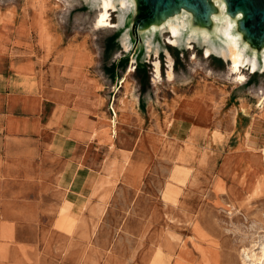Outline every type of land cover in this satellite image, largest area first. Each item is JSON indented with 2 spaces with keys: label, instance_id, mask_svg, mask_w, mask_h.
I'll use <instances>...</instances> for the list:
<instances>
[{
  "label": "rangeland",
  "instance_id": "1",
  "mask_svg": "<svg viewBox=\"0 0 264 264\" xmlns=\"http://www.w3.org/2000/svg\"><path fill=\"white\" fill-rule=\"evenodd\" d=\"M212 1L210 24L198 25L185 9L170 18L184 17L186 33H206L214 43L229 18L247 45L236 30L239 15L226 13L225 0ZM135 5L120 27L95 28L98 10L86 0H0V40L5 22L24 14L48 55L66 44L93 52L86 71L99 77L103 99L91 115L100 121L91 138L105 143L88 145L99 153V178L83 197L69 151L25 137L0 139V264H247V254H261L264 187L250 190L255 169L248 163L264 147V73L244 69L246 78L237 80L227 62L205 56L197 42L190 49L165 43L163 22L145 25L135 39ZM147 38L170 52L172 78L161 53L162 79L155 80ZM202 90L214 92L216 103ZM191 94L179 106L203 128L193 124L194 137L172 142V111ZM239 102L244 116L232 130ZM111 160L121 165L104 175Z\"/></svg>",
  "mask_w": 264,
  "mask_h": 264
},
{
  "label": "crops",
  "instance_id": "2",
  "mask_svg": "<svg viewBox=\"0 0 264 264\" xmlns=\"http://www.w3.org/2000/svg\"><path fill=\"white\" fill-rule=\"evenodd\" d=\"M24 18V14L14 18L13 25L5 22L3 37L0 40V139L25 137L36 143L38 141L55 146L60 152L69 151L79 164L76 173L81 179L78 187L81 191L78 194L88 197L99 178L95 174L99 153L96 147L92 149L88 145L105 144L91 138L93 131L100 124V121L91 115L100 110L103 99L99 77L94 73L89 75L86 71L93 58V52L81 45L66 44L48 55L45 53L46 46L38 42L35 30ZM40 48L39 55L35 56V52ZM46 54L47 64L43 63L45 60L42 59ZM64 56L65 62L62 61ZM157 60L161 80V63L159 58ZM43 66L44 69L41 68ZM168 68L167 63L166 77L169 79ZM39 69L46 72L44 76L39 75ZM129 69L134 71L135 66L132 64ZM171 72L174 75L172 66ZM202 91L212 95L216 103L214 92ZM193 95L182 100L172 111V142L179 141L181 137H184V140L194 137L191 133L194 119L186 109L179 106L189 101L188 98ZM215 103L210 107L212 115ZM234 106L236 111H232V130L244 116L240 102ZM263 107L264 105L261 106L262 109ZM252 123L253 119L245 127L246 136L251 132ZM183 127L186 128L185 131ZM216 141L220 143L221 139ZM120 165V162L114 160L105 163L104 175L113 176ZM89 179H92V185L86 190L84 182Z\"/></svg>",
  "mask_w": 264,
  "mask_h": 264
},
{
  "label": "bare ground",
  "instance_id": "3",
  "mask_svg": "<svg viewBox=\"0 0 264 264\" xmlns=\"http://www.w3.org/2000/svg\"><path fill=\"white\" fill-rule=\"evenodd\" d=\"M89 3H93L95 9L98 10L97 17L94 21V27L99 28L101 26H110L112 28L120 27L122 25L125 15L131 10L133 6V0H86ZM210 6V15L214 13L213 2H209ZM178 10L173 11L172 13H177ZM112 12H116L117 20L114 22L111 21ZM237 15H241V12H237ZM171 14H163L160 17L155 18V23L163 22L161 32L167 33L164 34L163 39L165 43L171 46H180L185 47L186 49L194 48L195 42L201 45V49L205 56H210L214 53H217L225 62L228 63L231 73H235V78L237 80L243 81L246 78V73L243 69H247L250 72H263L264 71V40L262 42V49L258 55L256 51L247 53L246 44H240L238 34L232 32L233 23L229 18H222L219 26V43H214L209 40L206 33H202L201 37L198 38L193 32L186 33L187 21L184 17H176L174 19L170 18ZM126 36V35H125ZM126 38V37H125ZM247 40L252 42V40L247 37ZM122 46L124 50L128 49L129 44L125 39L122 40ZM146 56L150 59L153 55L152 64L154 66L153 72L155 80L161 78L159 72V55L164 53L167 58L168 68V77L172 78L173 74L171 72L172 66V56L170 52L165 47H160L159 44H156L150 41L149 38L146 39ZM151 61V60H150ZM133 60L131 63L133 64ZM134 66V65H133ZM136 68V67H135ZM236 111V110H235ZM234 117V113L232 115ZM195 129L203 128L200 121H195ZM247 135V134H246ZM260 158L254 159L249 158V167L255 169L254 173L251 176L250 190L254 191L264 187V174L262 172L261 163L264 162V147L261 148ZM245 174V173H244ZM243 177V176H242ZM222 183V181H220ZM264 244V243H263ZM255 246V245H254ZM261 251V250H260ZM247 252V251H246ZM250 252V251H249ZM245 253V251H244ZM245 255V254H244ZM249 261L247 264H264V246L262 247V252L260 255L247 254Z\"/></svg>",
  "mask_w": 264,
  "mask_h": 264
},
{
  "label": "water",
  "instance_id": "4",
  "mask_svg": "<svg viewBox=\"0 0 264 264\" xmlns=\"http://www.w3.org/2000/svg\"><path fill=\"white\" fill-rule=\"evenodd\" d=\"M136 12L131 21V33L134 30L135 39H138L139 31L149 24L155 23V18L163 14H171L175 10H187L195 23L198 25L210 24L212 15H210L209 2L212 0H135ZM214 5V3H213ZM214 12H215V5ZM225 11L230 16L239 15L236 30L240 33L248 47L254 51L261 52L262 42L264 40V0H225ZM249 37L252 42L247 40Z\"/></svg>",
  "mask_w": 264,
  "mask_h": 264
},
{
  "label": "built area",
  "instance_id": "5",
  "mask_svg": "<svg viewBox=\"0 0 264 264\" xmlns=\"http://www.w3.org/2000/svg\"><path fill=\"white\" fill-rule=\"evenodd\" d=\"M262 91L261 90H259V93H261ZM262 95H264V93L262 94ZM112 108V107H111ZM112 110H113V108H112Z\"/></svg>",
  "mask_w": 264,
  "mask_h": 264
}]
</instances>
